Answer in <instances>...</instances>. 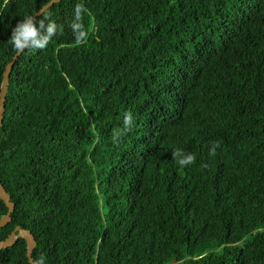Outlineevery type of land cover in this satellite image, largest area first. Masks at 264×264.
I'll return each mask as SVG.
<instances>
[{"label":"trees","instance_id":"trees-1","mask_svg":"<svg viewBox=\"0 0 264 264\" xmlns=\"http://www.w3.org/2000/svg\"><path fill=\"white\" fill-rule=\"evenodd\" d=\"M49 1L0 0V86ZM50 22L9 76L0 241L29 230L36 264H264V0H60Z\"/></svg>","mask_w":264,"mask_h":264},{"label":"water","instance_id":"water-1","mask_svg":"<svg viewBox=\"0 0 264 264\" xmlns=\"http://www.w3.org/2000/svg\"><path fill=\"white\" fill-rule=\"evenodd\" d=\"M59 1L60 0H51L40 10H38L35 14H33L32 17L34 22L37 20L39 16H41L45 12V10H47L54 4L58 3ZM20 54L21 52H17V54L13 58V61L6 65L2 75V81L0 86V128L2 126L3 114L5 111L4 103L6 100V94L9 84V76L15 60ZM0 200L7 207V213L0 218V228H4L11 221V214L13 213L15 206L11 202L10 196L2 186L1 182H0ZM18 239H23L26 243V257L28 259L29 264H36L32 257V251L36 246V241L29 230L23 229L19 226H17L5 240L0 241V251L12 247Z\"/></svg>","mask_w":264,"mask_h":264},{"label":"clouds","instance_id":"clouds-1","mask_svg":"<svg viewBox=\"0 0 264 264\" xmlns=\"http://www.w3.org/2000/svg\"><path fill=\"white\" fill-rule=\"evenodd\" d=\"M82 10L81 5H77L76 13L79 18V13ZM40 28L44 27L43 21L39 22ZM40 28L34 22L32 16H26L22 21L17 22L10 34L9 43L17 52H23L25 49H43L50 42L51 37L56 33L57 25L50 22L46 31L42 34ZM87 36V32L81 30L76 36V43H83ZM130 115L125 117V123H129ZM176 155H180L179 151ZM182 166L195 162V155L188 154L184 159L179 161ZM39 264V262H38Z\"/></svg>","mask_w":264,"mask_h":264}]
</instances>
